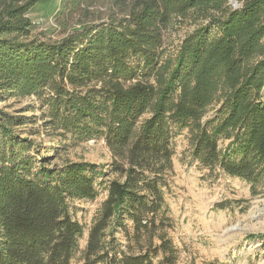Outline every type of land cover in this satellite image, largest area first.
<instances>
[{"label": "trees", "instance_id": "obj_1", "mask_svg": "<svg viewBox=\"0 0 264 264\" xmlns=\"http://www.w3.org/2000/svg\"><path fill=\"white\" fill-rule=\"evenodd\" d=\"M239 1L118 0L120 17L52 42L31 37L35 0H0V102L36 97L45 128L72 144L102 138L121 162L111 171L124 179L107 183L82 264H176L163 188L183 130L200 167L264 196V0ZM176 19L195 28L165 57L162 34ZM30 120L0 111V264H71L83 231L71 205L93 201L106 175L31 156L14 132Z\"/></svg>", "mask_w": 264, "mask_h": 264}, {"label": "rangeland", "instance_id": "obj_2", "mask_svg": "<svg viewBox=\"0 0 264 264\" xmlns=\"http://www.w3.org/2000/svg\"><path fill=\"white\" fill-rule=\"evenodd\" d=\"M35 1V7L27 15L34 24L31 37L44 41L56 42L72 29L104 22L112 14L121 15L118 13V0H97L87 6L83 2L71 12L69 8L62 7L63 0ZM240 4L239 0H230L229 6L238 8ZM194 28L189 19L171 21L162 34L165 57L172 55ZM0 111L16 118L31 119L26 126L16 128L14 132L21 140L31 142L30 154L34 158L41 161L46 155L58 166L76 162L94 164L106 175L97 178L99 194L93 201L77 200L71 205L73 218L83 230L71 264H82L89 230L100 205L107 198V183L113 179H124L111 171L115 163L121 162L113 157L102 138L72 144L61 137L60 131L52 133L45 128L44 119H41L43 110L36 97H10L0 102ZM214 112V109L210 110L206 118H211ZM148 116L145 114L142 118ZM188 137L187 131L183 130L172 138V168L165 178L168 187L163 188L167 214L172 221L167 234L179 253L176 264H264V242L260 238L264 236V196L252 197L250 186L244 181L200 167L190 156ZM127 226L130 228L131 225ZM113 238L118 240L121 248L126 247L120 229Z\"/></svg>", "mask_w": 264, "mask_h": 264}, {"label": "water", "instance_id": "obj_3", "mask_svg": "<svg viewBox=\"0 0 264 264\" xmlns=\"http://www.w3.org/2000/svg\"><path fill=\"white\" fill-rule=\"evenodd\" d=\"M229 3H230V0H229ZM235 6H233V8H234Z\"/></svg>", "mask_w": 264, "mask_h": 264}]
</instances>
